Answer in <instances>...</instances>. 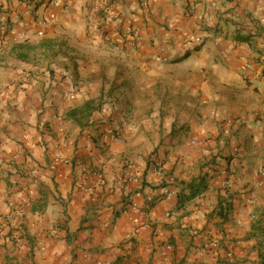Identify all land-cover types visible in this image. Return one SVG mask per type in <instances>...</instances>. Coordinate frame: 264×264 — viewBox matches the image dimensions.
Listing matches in <instances>:
<instances>
[{"label":"crops","instance_id":"0c3cea01","mask_svg":"<svg viewBox=\"0 0 264 264\" xmlns=\"http://www.w3.org/2000/svg\"><path fill=\"white\" fill-rule=\"evenodd\" d=\"M93 1L6 0L0 264H264V0Z\"/></svg>","mask_w":264,"mask_h":264},{"label":"built area","instance_id":"2783aa9c","mask_svg":"<svg viewBox=\"0 0 264 264\" xmlns=\"http://www.w3.org/2000/svg\"><path fill=\"white\" fill-rule=\"evenodd\" d=\"M189 9L191 11H194L197 7V2L198 0H189ZM37 4L38 7H41L43 10H45L48 6H53L57 4V0H37ZM145 7L146 4L144 5ZM217 7V3L216 2H211L210 3V8L213 11L215 8ZM7 6H6V0H0V40L4 39L9 32L10 29V19L9 16H7ZM108 5L103 1V0H94L91 4L90 7V12L93 14H98L99 12H105L108 15ZM109 17L112 18L116 23V26H120V19L114 17V15L112 13L109 14ZM50 20L56 21V17L53 18H43L42 22L43 23H48ZM202 20L205 22V24H210L212 22V16L210 13H206V15H202ZM119 28V27H118ZM121 32V36L122 38L125 40L124 43L126 44H132L133 41H138L141 40L142 35H141V29L138 26H134V25H130V26H126L122 29H120ZM16 39H18L19 37H21V34H17ZM262 78L264 79V73L262 75ZM76 91V85L74 83H69L65 92H64V97L65 98H70ZM230 122V121H228ZM109 138H117V135L114 133L113 130H108V132L105 134V137ZM257 175L262 178L264 176V164H260L256 170ZM227 184V181L223 182V185L225 186ZM262 182H258V185H261ZM164 193H167V191H165ZM149 201L151 202L152 199L149 198ZM8 206L10 207V209L12 208H16L17 207V202L15 201H10L8 203ZM134 206V205H133ZM3 220L0 219V230H2V227L4 225V223L2 222ZM210 248H217L218 247V243L216 241H209L207 240L206 243ZM19 248H21V246L19 245Z\"/></svg>","mask_w":264,"mask_h":264},{"label":"trees","instance_id":"16d2710c","mask_svg":"<svg viewBox=\"0 0 264 264\" xmlns=\"http://www.w3.org/2000/svg\"><path fill=\"white\" fill-rule=\"evenodd\" d=\"M188 187L190 184H187ZM196 193H198L197 191H190V193L188 194L187 198L186 199H189L190 197L194 196ZM154 203V202H153ZM153 203L151 202L150 205H153Z\"/></svg>","mask_w":264,"mask_h":264}]
</instances>
